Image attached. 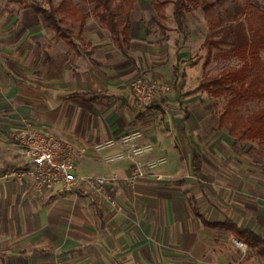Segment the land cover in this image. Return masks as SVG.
Returning a JSON list of instances; mask_svg holds the SVG:
<instances>
[{
  "label": "crops",
  "instance_id": "1",
  "mask_svg": "<svg viewBox=\"0 0 264 264\" xmlns=\"http://www.w3.org/2000/svg\"><path fill=\"white\" fill-rule=\"evenodd\" d=\"M72 1L82 7L81 1L85 8V0ZM148 5L153 7L151 0L149 4L138 0L128 14L118 13L129 28L127 39L120 35L117 40L93 16L86 19L80 37L57 38L42 15L21 10L42 17L44 24L30 26L35 36L29 41L8 42L7 50L14 51L6 53L7 70L0 68V264H230L229 251L212 246L208 232L239 240L223 226L230 221L264 239V216L244 220L224 213L211 200L204 204L197 195L201 186L179 191L160 189L150 180L128 185L125 178L133 164L104 161L107 154L127 147L92 150L95 144L141 130L144 135L137 143H152L154 148L139 156L140 162L167 156L169 164L160 171L174 173L186 161L195 176L206 168L196 145L204 139L200 132L209 112L208 92L197 89L207 76L206 60H197L185 37L160 40L148 27L144 14ZM87 7L84 11L90 12L93 5ZM185 15L192 17V10ZM221 25L212 28L219 30ZM73 30L77 32L78 26ZM240 33L232 55L241 63L234 68L243 63L235 49L252 42L247 24L246 36L243 30ZM141 74L172 87L148 108L137 104L129 87ZM21 118L35 121L36 129L87 147L78 173L118 176L120 181L108 191L123 211L92 192H39L30 178L5 177L11 168L26 165L16 134ZM218 129L226 128L218 124ZM212 135L211 141L216 131ZM226 135L234 141L228 130ZM215 145L210 154L214 167L221 143ZM245 248L264 262L255 248L246 244ZM246 264H256L254 257Z\"/></svg>",
  "mask_w": 264,
  "mask_h": 264
},
{
  "label": "rangeland",
  "instance_id": "2",
  "mask_svg": "<svg viewBox=\"0 0 264 264\" xmlns=\"http://www.w3.org/2000/svg\"><path fill=\"white\" fill-rule=\"evenodd\" d=\"M39 1L43 2V0ZM146 1L149 4L150 0ZM174 1L171 0L168 5V18L165 21L167 29H162L155 21L156 14L153 7L148 5V9L144 12L148 27L157 32L160 40H165L167 36L171 40L177 38L181 40L185 37L186 42L191 43V52L196 53L197 60H206L204 70H206V75L211 77L220 75L223 70L240 65L241 62L237 63V58L232 55V48L238 41L240 43L242 30L246 36L244 14L246 13L247 0H224L223 2L202 0V4H212L214 9L206 13L201 5L197 11L192 9V17L185 15L186 12L182 11L178 18L173 16ZM250 1L264 8V0ZM79 3L83 7L82 2L79 1ZM43 4L45 5V3ZM89 9L90 7L84 8L85 11ZM214 18L222 20L219 30H213L211 26V21ZM43 24L42 17H36L31 12L21 11L17 5L7 7V0H0V68L2 70H7L8 67L7 51H14L13 49L7 50V46L10 44L8 42L29 41L33 38L32 36H35V32L32 35L30 26H42ZM251 39L253 40V38ZM181 44L183 43L181 42ZM168 68L171 69L170 62H168ZM229 96L224 94L214 98L209 93L206 96L209 112L200 132L204 139L196 144L204 154L202 162L206 165L201 175H193L186 161H182L181 168L174 173L162 172L160 169L168 165L169 160L167 156H160L155 159L165 157L167 160L165 164L150 169L146 164L154 159L142 160L145 174L132 183L127 181L126 183L134 185L142 180H150V183L159 186L160 189L168 187L179 191L186 186L195 188L201 186L197 195H200V200L204 204H207L206 199L211 200L224 213L242 216L243 219L255 218L257 221L258 218L264 216V142H259L258 139L233 141L226 135L227 129L219 131V118ZM261 109H264V101L259 100L244 102L239 106L243 116H248ZM20 122L21 126L17 130L26 124L33 127L35 125V121L30 119L21 118ZM139 131L143 134V131ZM215 131L216 139L211 141V135ZM215 142L221 143V147L218 148L220 152H217L220 159L217 161L216 167H214L215 163L210 160V154H214L216 148ZM152 145L154 148V144ZM128 160L133 164L132 160ZM133 168L132 166L131 170ZM180 195L182 196L183 193L181 192ZM207 240L212 246H219L224 251H229L232 257L230 264H246L252 257H254V263L264 264L260 256L249 250L241 249L237 244L238 240L229 234L208 232Z\"/></svg>",
  "mask_w": 264,
  "mask_h": 264
},
{
  "label": "trees",
  "instance_id": "3",
  "mask_svg": "<svg viewBox=\"0 0 264 264\" xmlns=\"http://www.w3.org/2000/svg\"><path fill=\"white\" fill-rule=\"evenodd\" d=\"M138 0H85L84 7L93 5L90 12L78 7L72 0H7V7L17 5L20 10H33L42 15L47 27L58 38L69 40L71 37H80L85 21L93 16L107 28L114 39L122 35L127 39L129 23L120 20L118 13L128 14ZM224 1V0H220ZM45 3V5L43 4ZM169 0H151L156 11L155 20L162 29H167L165 21L166 7ZM202 5L208 13L212 4H202L201 0H175L174 14L179 17L182 11L189 12ZM209 17V16H208ZM247 29L253 38L250 45L242 44L236 53L243 63L239 68L223 70L220 75L205 76L197 89L207 91L212 97L218 98L224 94L230 95L219 119V127L226 128L229 135L236 141H251L258 139L264 142V109L243 116L239 106L250 100L264 101V8L247 0L246 16ZM222 20L214 18L212 27H217ZM78 26L74 32L73 27ZM225 228L234 232L244 244L255 248L264 255V239L260 236L238 228L234 223L227 221Z\"/></svg>",
  "mask_w": 264,
  "mask_h": 264
},
{
  "label": "built area",
  "instance_id": "4",
  "mask_svg": "<svg viewBox=\"0 0 264 264\" xmlns=\"http://www.w3.org/2000/svg\"><path fill=\"white\" fill-rule=\"evenodd\" d=\"M129 87L137 104L145 108L151 107L160 93H167L172 88L169 84L143 74L133 78L129 83ZM16 134L18 146L25 158L26 165L20 169L13 168L5 174V177L20 180L30 178L35 189L39 192L56 189L66 192H92L116 211H123V207L118 205L108 191L109 185L120 181L118 176L107 177L78 173L77 164L86 155L87 147L56 137L29 124L17 130ZM142 136L143 134L139 130H135L119 138L95 144L92 146V150L99 153L116 145L127 147L129 151L121 150L107 154L104 156V161L114 163L128 159L132 160L134 168L125 178V181L132 183L145 174L144 164L137 158L153 150V145L150 143L144 145L137 143ZM166 161V158L162 157L151 160L146 165L152 169L165 164ZM237 244L241 249H246L243 242L238 240Z\"/></svg>",
  "mask_w": 264,
  "mask_h": 264
}]
</instances>
